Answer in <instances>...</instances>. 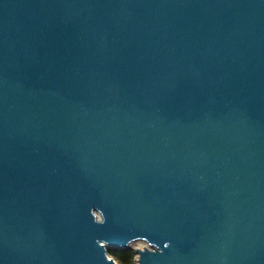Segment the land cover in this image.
<instances>
[{"label": "water", "instance_id": "95a60500", "mask_svg": "<svg viewBox=\"0 0 264 264\" xmlns=\"http://www.w3.org/2000/svg\"><path fill=\"white\" fill-rule=\"evenodd\" d=\"M110 249L264 264V0H0V264Z\"/></svg>", "mask_w": 264, "mask_h": 264}, {"label": "trees", "instance_id": "16d2710c", "mask_svg": "<svg viewBox=\"0 0 264 264\" xmlns=\"http://www.w3.org/2000/svg\"><path fill=\"white\" fill-rule=\"evenodd\" d=\"M109 256L118 264H136V253L132 250H109Z\"/></svg>", "mask_w": 264, "mask_h": 264}, {"label": "rangeland", "instance_id": "374dc122", "mask_svg": "<svg viewBox=\"0 0 264 264\" xmlns=\"http://www.w3.org/2000/svg\"><path fill=\"white\" fill-rule=\"evenodd\" d=\"M145 246H147V244L145 242H142V241H139V242H136L135 244H133V248H135V249H138V248L142 249ZM110 250H117V249H110Z\"/></svg>", "mask_w": 264, "mask_h": 264}, {"label": "built area", "instance_id": "2783aa9c", "mask_svg": "<svg viewBox=\"0 0 264 264\" xmlns=\"http://www.w3.org/2000/svg\"><path fill=\"white\" fill-rule=\"evenodd\" d=\"M116 262V261H115ZM117 263V262H116ZM118 264V263H117Z\"/></svg>", "mask_w": 264, "mask_h": 264}]
</instances>
